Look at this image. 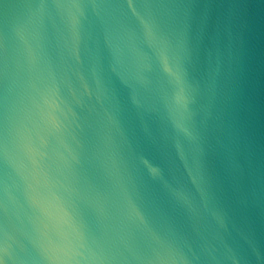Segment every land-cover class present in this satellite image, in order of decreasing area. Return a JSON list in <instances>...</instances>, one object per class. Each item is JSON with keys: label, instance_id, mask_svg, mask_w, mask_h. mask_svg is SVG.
Returning a JSON list of instances; mask_svg holds the SVG:
<instances>
[{"label": "water", "instance_id": "1", "mask_svg": "<svg viewBox=\"0 0 264 264\" xmlns=\"http://www.w3.org/2000/svg\"><path fill=\"white\" fill-rule=\"evenodd\" d=\"M0 264H264V0H0Z\"/></svg>", "mask_w": 264, "mask_h": 264}]
</instances>
